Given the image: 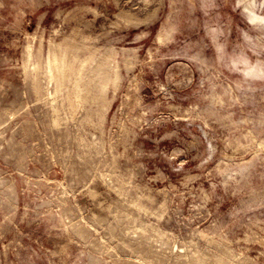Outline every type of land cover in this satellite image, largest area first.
Instances as JSON below:
<instances>
[{"label":"rangeland","instance_id":"1","mask_svg":"<svg viewBox=\"0 0 264 264\" xmlns=\"http://www.w3.org/2000/svg\"><path fill=\"white\" fill-rule=\"evenodd\" d=\"M0 264H264V0H0Z\"/></svg>","mask_w":264,"mask_h":264}]
</instances>
